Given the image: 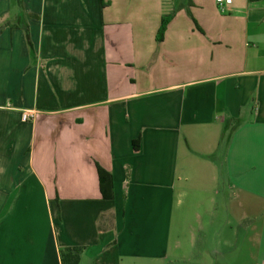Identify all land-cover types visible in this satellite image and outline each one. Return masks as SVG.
Listing matches in <instances>:
<instances>
[{"label":"crops","instance_id":"crops-1","mask_svg":"<svg viewBox=\"0 0 264 264\" xmlns=\"http://www.w3.org/2000/svg\"><path fill=\"white\" fill-rule=\"evenodd\" d=\"M206 1L0 0V264H264V0Z\"/></svg>","mask_w":264,"mask_h":264},{"label":"trees","instance_id":"trees-1","mask_svg":"<svg viewBox=\"0 0 264 264\" xmlns=\"http://www.w3.org/2000/svg\"><path fill=\"white\" fill-rule=\"evenodd\" d=\"M255 1V0H251ZM18 3L22 4V0H17ZM192 5V0H187V4L184 2H181L178 4L177 9L179 10L180 8L186 7V6H191ZM169 12L162 16L161 19V25L159 28V39L161 40L168 24L170 21L174 18L175 12ZM2 27H0L1 30ZM98 174H99V180H100V188L102 195L105 198H111L112 197V176L109 172H107L105 169H103L101 166H98ZM83 252V247L82 246H69L65 247L60 250V262L61 264H79L81 260V255Z\"/></svg>","mask_w":264,"mask_h":264},{"label":"rangeland","instance_id":"rangeland-1","mask_svg":"<svg viewBox=\"0 0 264 264\" xmlns=\"http://www.w3.org/2000/svg\"><path fill=\"white\" fill-rule=\"evenodd\" d=\"M167 1V7L169 9V12H173L174 10L177 9V6L179 3L184 2L185 4H187V0H166ZM215 0H207L206 3L209 6H213L214 5ZM219 8V5L216 4Z\"/></svg>","mask_w":264,"mask_h":264},{"label":"built area","instance_id":"built-area-1","mask_svg":"<svg viewBox=\"0 0 264 264\" xmlns=\"http://www.w3.org/2000/svg\"><path fill=\"white\" fill-rule=\"evenodd\" d=\"M216 1H217V4L219 5L220 11L225 12L226 9H227V7L225 5V2L226 1L231 2L232 0H216ZM28 116H29L28 113H24V116L23 117H24V119H27Z\"/></svg>","mask_w":264,"mask_h":264}]
</instances>
